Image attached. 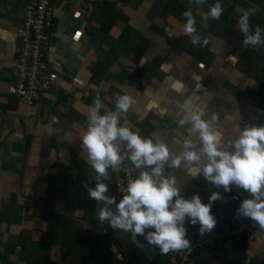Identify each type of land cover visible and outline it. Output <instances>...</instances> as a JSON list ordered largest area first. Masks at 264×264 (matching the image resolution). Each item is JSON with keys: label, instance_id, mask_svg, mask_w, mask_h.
Returning <instances> with one entry per match:
<instances>
[{"label": "crops", "instance_id": "0c3cea01", "mask_svg": "<svg viewBox=\"0 0 264 264\" xmlns=\"http://www.w3.org/2000/svg\"><path fill=\"white\" fill-rule=\"evenodd\" d=\"M175 2L189 5V0H52L45 61L58 80L26 107L8 89L14 84L11 66L25 49L19 30L29 0H0V264H166L157 246L97 219L103 202L89 197L96 174L80 140L97 94L102 111L114 110L116 94L130 95L134 103L122 123L142 136L159 135L173 153L188 135V125L178 126L188 102L205 106L208 118L217 117L225 141L236 125L264 124V48L245 47L237 23L250 10L251 24L264 28V0L220 1L233 16L227 14L221 23L227 29L218 33L202 19L215 0H206L205 10L194 7L207 46H193L182 34ZM166 27L174 33L171 39ZM245 53L251 57L242 64ZM112 173L109 169L106 195L118 202ZM165 174L177 178L186 199L198 194L209 203L212 192L220 193L211 207H221L231 227L236 220L258 227L237 215L240 202L250 198L244 189L231 185L226 192L202 174L189 175L183 164L166 167ZM109 207L115 211V205ZM185 228L189 237L199 225L186 218ZM190 264H264V234L259 230L250 240L244 236L205 249Z\"/></svg>", "mask_w": 264, "mask_h": 264}, {"label": "clouds", "instance_id": "9594fccd", "mask_svg": "<svg viewBox=\"0 0 264 264\" xmlns=\"http://www.w3.org/2000/svg\"><path fill=\"white\" fill-rule=\"evenodd\" d=\"M205 3L206 0H189L188 9L182 13L185 18L182 34L189 37L193 46L209 44L208 37L197 31L192 11L193 6L200 8ZM223 12L222 3L215 0L202 19L219 20ZM252 14L244 10L238 17L239 30L244 34L242 43L245 47L264 48V28L251 24ZM164 31L170 39L173 37L171 29L166 27ZM114 100V110L102 111L105 106L99 94L94 97L80 137L87 163L96 174L95 187L87 189L89 197L103 202L97 212L101 224L107 222L133 238L143 237L165 256L190 249L186 218L193 225L199 224L201 235L211 231L216 225L211 203L221 199V195L212 192L209 203L202 202L198 194L184 198L177 178L165 174L166 167L179 168L183 164L189 175L202 174L206 181L226 192L231 185L247 191L250 198L240 202L237 215L255 222L264 234V124L236 125L234 135L225 141L214 123L217 117L208 118L205 106L188 102L178 120L179 127L188 125V135L181 140V151L173 153L159 135L142 136L122 123L134 103L130 95L116 94ZM125 160L138 174L128 180L117 202L106 195L109 188L105 181L109 179V169L118 168ZM110 205H115V211Z\"/></svg>", "mask_w": 264, "mask_h": 264}, {"label": "built area", "instance_id": "2783aa9c", "mask_svg": "<svg viewBox=\"0 0 264 264\" xmlns=\"http://www.w3.org/2000/svg\"><path fill=\"white\" fill-rule=\"evenodd\" d=\"M52 10V0H29L23 14L24 21L19 31L23 36V48L25 49L16 55L17 58L11 66L14 84L9 87L8 93L26 107H32L37 103L40 97L58 80L57 75L50 70L45 61L48 37H50L53 24ZM112 170L113 191L122 197L128 180L135 177L138 170L134 169L128 160ZM232 198L237 200L236 196ZM211 213L216 219L214 229L218 227L221 233L210 235L205 232L201 235L198 228L196 233L186 237L191 242L190 249L172 251L164 255L166 264H190L194 254L209 248L219 249L227 246L238 241L242 235L250 240L259 232L257 227L243 221L231 227L221 207H211Z\"/></svg>", "mask_w": 264, "mask_h": 264}, {"label": "trees", "instance_id": "16d2710c", "mask_svg": "<svg viewBox=\"0 0 264 264\" xmlns=\"http://www.w3.org/2000/svg\"><path fill=\"white\" fill-rule=\"evenodd\" d=\"M176 1V0H175ZM221 2H224L225 0H220ZM233 1H236V0H233ZM207 3V2H206ZM175 4H176V9H177V11H179L180 12V20H181V22L184 24L185 23V18L183 17V15H182V13L185 11V10H187L188 9V7H189V5L187 6V7H181V5L180 6H178V4H177V2H175ZM205 4L203 5V6H201L200 8H202L203 10H205ZM194 7L195 6H193L192 7V11H193V9H194ZM224 8V12H223V15L220 17V19L219 20H211V19H209L208 21H209V23H210V29L212 30V31H214V33H218L219 31H222V30H225V29H227L226 28V26L224 27V25H222L221 26V23H222V20L223 19H225V17L227 16V14H229V15H231V16H233V13H232V8L230 7V8H226V7H223ZM194 14V16H195V18L197 19V20H200V18L199 17H197V15L195 14V13H193ZM235 17H238V16H235ZM196 28H197V31L201 34V36H203L204 35V31H202V30H200L199 28H198V23L196 22ZM259 50L260 51H262V48H259ZM246 54V57H245V55H244V57H242V59H241V62H242V64L245 62V60H248L247 58H248V55L251 57V55L249 54V53H245ZM261 57H263V59H264V55H261ZM228 220V219H227ZM239 221H243V222H245L244 220H236L234 223L236 224L237 222H239ZM233 223V224H234ZM229 224H231V223H229ZM232 224V225H233ZM251 225H253V224H251ZM231 226V225H230ZM244 238V235H242L241 237H240V239H243ZM246 238V237H245ZM5 262V261H4ZM6 263H9V261H6L4 264H6Z\"/></svg>", "mask_w": 264, "mask_h": 264}, {"label": "rangeland", "instance_id": "374dc122", "mask_svg": "<svg viewBox=\"0 0 264 264\" xmlns=\"http://www.w3.org/2000/svg\"><path fill=\"white\" fill-rule=\"evenodd\" d=\"M253 226H255L254 224H253ZM255 227H257V226H255ZM258 228V227H257ZM259 229V228H258Z\"/></svg>", "mask_w": 264, "mask_h": 264}]
</instances>
